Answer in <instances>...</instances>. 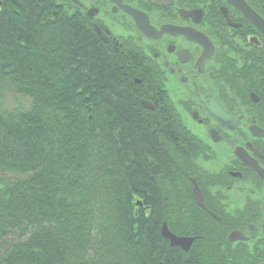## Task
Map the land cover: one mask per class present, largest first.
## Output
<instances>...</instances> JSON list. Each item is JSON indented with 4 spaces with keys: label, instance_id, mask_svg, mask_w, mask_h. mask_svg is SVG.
Masks as SVG:
<instances>
[{
    "label": "trees",
    "instance_id": "16d2710c",
    "mask_svg": "<svg viewBox=\"0 0 264 264\" xmlns=\"http://www.w3.org/2000/svg\"><path fill=\"white\" fill-rule=\"evenodd\" d=\"M138 60L50 0H0V264H247L224 220L178 226L197 143L141 106ZM150 183L168 217L148 215ZM164 221L201 237L172 247Z\"/></svg>",
    "mask_w": 264,
    "mask_h": 264
},
{
    "label": "flooded vegetation",
    "instance_id": "af4514ba",
    "mask_svg": "<svg viewBox=\"0 0 264 264\" xmlns=\"http://www.w3.org/2000/svg\"><path fill=\"white\" fill-rule=\"evenodd\" d=\"M50 1L79 17L100 43L136 49L141 106L160 108L163 129L171 121L196 141L193 174L171 201L178 226L224 220L232 249L244 245L247 264H264V252L250 248L258 237L264 250V0ZM163 193L155 195L150 183L149 216L157 203L164 204L161 218L172 213ZM233 232L244 238L230 240ZM173 233L195 238L189 250L201 237Z\"/></svg>",
    "mask_w": 264,
    "mask_h": 264
},
{
    "label": "water",
    "instance_id": "95a60500",
    "mask_svg": "<svg viewBox=\"0 0 264 264\" xmlns=\"http://www.w3.org/2000/svg\"><path fill=\"white\" fill-rule=\"evenodd\" d=\"M143 104L145 106L149 107V108L150 107L152 108V106L149 103L145 102V101H143ZM194 192H195V195H198V194L201 195V191H200V189H199V187L197 185L195 187V191ZM197 198L199 199L200 204L203 206L204 203H203V200H202V196H200V197L197 196ZM137 204L142 206L141 202H138ZM162 235L165 238L170 240V244H171L172 247L179 246V247H181L182 249H184L186 251H188L190 249V247L192 246V244H193V242L195 240V238H192V237H179V236H177L176 234H174L170 230V228L168 227L167 223H165L163 225V227H162ZM229 238L232 241H237L239 239H243L244 237L241 236L240 232H233L232 234H230Z\"/></svg>",
    "mask_w": 264,
    "mask_h": 264
},
{
    "label": "rangeland",
    "instance_id": "374dc122",
    "mask_svg": "<svg viewBox=\"0 0 264 264\" xmlns=\"http://www.w3.org/2000/svg\"><path fill=\"white\" fill-rule=\"evenodd\" d=\"M29 103H30V100H28L26 97H24V96H22V95H18V94H16V93H14V92H8L7 93V96H6V104H7V106H9L10 108H13V109H15V108H17L18 106H28L29 105ZM258 237H254V241L253 242H251V246L252 247H250L251 249H254L255 251H258V253H259V251H262V252H264V250H262V249H257V244H256V242L258 241V239H257ZM232 247H235V246H232ZM261 253V252H260Z\"/></svg>",
    "mask_w": 264,
    "mask_h": 264
}]
</instances>
